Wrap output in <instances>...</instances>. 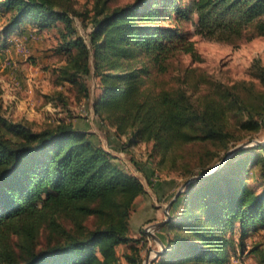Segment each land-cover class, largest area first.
<instances>
[{
  "label": "trees",
  "instance_id": "1",
  "mask_svg": "<svg viewBox=\"0 0 264 264\" xmlns=\"http://www.w3.org/2000/svg\"><path fill=\"white\" fill-rule=\"evenodd\" d=\"M73 14L80 15L55 0H0V42L63 24L62 77L79 85L93 70L101 91L94 110L129 146L152 144L151 156L176 164L186 144H227L229 113L260 128L264 91L250 100L239 86L213 83L212 95L196 101L186 85L165 89L153 75L168 73L180 55L198 58L186 23L234 47L264 36V0H134L114 8L104 0L95 6L89 43L76 35ZM259 166L264 178V143L239 150L211 174L213 167L204 168L173 203L160 228L167 250L152 264H233L234 234L244 253L247 237L264 232V182L252 183ZM145 193L87 130L62 122L34 131L0 113V264H120V245L135 251L124 255L129 264H143L130 218ZM68 219L76 228L67 229Z\"/></svg>",
  "mask_w": 264,
  "mask_h": 264
},
{
  "label": "rangeland",
  "instance_id": "2",
  "mask_svg": "<svg viewBox=\"0 0 264 264\" xmlns=\"http://www.w3.org/2000/svg\"><path fill=\"white\" fill-rule=\"evenodd\" d=\"M55 1L59 7L72 8L80 13L73 14L76 35L89 43L95 6L98 2L102 4L104 0ZM106 1L110 8H114L134 0ZM58 25L41 30L32 27L25 36L14 34L6 43L0 42V113L11 121L26 124L34 131L54 127L62 122L72 123L91 133L97 143L113 153L128 172L138 177L144 183L148 195L147 198L140 196L135 202L130 218V236L138 239L134 245L140 250L143 264H146L148 258L149 264H152L159 256L158 252L167 250V247L163 250L162 245L151 235L162 240L166 232L160 231L162 226L153 229V225L168 219L166 207L181 186L199 176L204 168H214L221 163L222 166L235 154L229 155L230 150L246 144L239 150L250 151L252 147L258 146V141L264 142V118L256 117L260 128L251 130L244 126L248 121L246 114L229 113L232 135L227 144L189 143L179 150L180 157L176 164L170 160L161 163L159 157L151 156L152 144L129 146L126 135L118 136L113 127L104 123L96 114L94 102L101 91L99 78L93 70L90 74L79 76L81 85H75L62 77V69L68 65V53L62 50L67 40L63 24ZM184 28L191 31L199 56L193 59L190 55H180L168 73L153 75L158 86L171 89L181 84L186 85L187 92L196 101L203 94L212 95L214 84L232 88L231 90L239 86L247 98L251 100L255 95L258 99L257 93L264 91V83L256 74L257 66L264 68V36H257L234 47L196 34L190 23H186ZM255 177L257 183L253 181L254 186L264 182L260 166L255 171ZM190 183L183 191H186ZM162 187L166 190L164 194L161 192ZM156 189L161 194H155ZM171 208L172 206L168 211L169 217ZM64 224L67 229L76 228L70 219ZM147 229H151V234L147 233ZM234 235L237 242L231 249L233 264H264L263 231L247 237L244 253L238 244L239 234L236 232ZM38 238L40 247L46 241V233ZM18 240L12 241L10 246L15 248ZM255 246L257 253L253 254L251 250ZM132 253L135 254V251L131 250L130 245H120V264H129L124 255Z\"/></svg>",
  "mask_w": 264,
  "mask_h": 264
},
{
  "label": "water",
  "instance_id": "3",
  "mask_svg": "<svg viewBox=\"0 0 264 264\" xmlns=\"http://www.w3.org/2000/svg\"><path fill=\"white\" fill-rule=\"evenodd\" d=\"M262 143H264V142H260V141H258L257 142V144H262ZM246 144H243V145H241V146H238V147H236V148H234V149H232V150H230L229 151V155H232V154H234V153H236L241 147H243V146H245ZM225 160V159H224ZM224 160H223V162H224ZM222 164V163H221ZM221 164H218L217 166H215L214 168H213V170L212 171H210L208 174H211L213 171H215V170H217L220 166H221ZM207 174V175H208ZM200 176H195V177H193V178H191L190 180H188L187 182H185L182 186H181V188L179 189V191L177 192V194L175 195V197L171 200V202L168 204V206L166 207V213H167V215H168V219H166V220H164V221H160V222H158V223H156V224H154L153 225V229H158V228H160L161 226H163V225H165L166 223H168V221H169V213H168V211H169V209H170V207L173 205V203L177 200V198H178V196L181 194V192L183 191V189L186 187V185L188 184V183H190V182H192V181H194V180H196V179H198ZM161 245H162V247H163V250H166V246H165V244L162 242V240L159 238V237H157L156 235H153V234H151ZM162 252H164V251H162ZM162 252H158V254L157 255H160ZM146 264H149V258L147 259V261H146Z\"/></svg>",
  "mask_w": 264,
  "mask_h": 264
},
{
  "label": "crops",
  "instance_id": "4",
  "mask_svg": "<svg viewBox=\"0 0 264 264\" xmlns=\"http://www.w3.org/2000/svg\"><path fill=\"white\" fill-rule=\"evenodd\" d=\"M165 191H166V190H164V188L162 187V191H161V192L164 194ZM155 194H161V193H160V191H158V189H156V190H155ZM147 195H148V194H147V192H146V194H144V195H142V196H143L144 198H147V197H146ZM135 206H136V205H135Z\"/></svg>",
  "mask_w": 264,
  "mask_h": 264
},
{
  "label": "built area",
  "instance_id": "5",
  "mask_svg": "<svg viewBox=\"0 0 264 264\" xmlns=\"http://www.w3.org/2000/svg\"><path fill=\"white\" fill-rule=\"evenodd\" d=\"M25 38L27 39V36ZM146 231H147V233H150L151 229H147Z\"/></svg>",
  "mask_w": 264,
  "mask_h": 264
}]
</instances>
